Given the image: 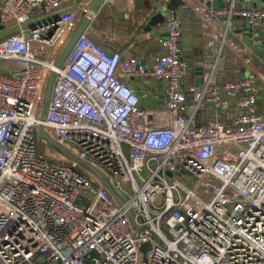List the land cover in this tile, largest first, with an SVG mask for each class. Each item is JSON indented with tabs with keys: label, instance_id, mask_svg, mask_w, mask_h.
I'll return each mask as SVG.
<instances>
[{
	"label": "built area",
	"instance_id": "built-area-1",
	"mask_svg": "<svg viewBox=\"0 0 264 264\" xmlns=\"http://www.w3.org/2000/svg\"><path fill=\"white\" fill-rule=\"evenodd\" d=\"M90 1L0 0V34L77 5L0 41L7 74H0V264H145L147 244V264H264V65L231 31L240 20L256 33L264 8L183 0L174 11L164 0L167 36L148 63L139 55L122 61L89 28L56 70L41 121L56 61L83 17L96 18ZM187 9L208 29L214 51L202 85L191 82L180 47ZM226 52L245 75L218 82ZM134 82L154 90L157 107L142 105L146 95ZM40 125L100 165L125 204L76 161L39 154ZM167 172L195 183H170Z\"/></svg>",
	"mask_w": 264,
	"mask_h": 264
},
{
	"label": "crops",
	"instance_id": "crops-1",
	"mask_svg": "<svg viewBox=\"0 0 264 264\" xmlns=\"http://www.w3.org/2000/svg\"><path fill=\"white\" fill-rule=\"evenodd\" d=\"M189 1L193 5L196 4L195 1H198L208 7L214 6L216 8L226 7L227 5L225 0H214L213 4L210 3V0ZM163 3L164 0H122L121 6H118L108 1L98 14L102 15L98 29L92 33V24L89 31L108 50L119 51L123 57L139 55L148 63L160 53L158 37L165 38L167 36V5H163ZM236 6L246 9L264 8V0H236ZM161 11L164 12L162 17L159 16ZM181 19L182 36L180 47L183 58L189 63L191 68L190 80L199 85L198 77L202 76L204 80L206 75L204 67L207 63L213 62L212 59H214V51L208 45L209 31L191 9L182 11ZM205 21L208 22V20ZM232 23L231 31L233 35L240 42H249L244 40L245 31L248 28L246 24L240 20H234ZM253 40L255 44L264 46V24L254 33ZM250 51L264 65V49L260 51L253 49ZM234 63L225 65V69L230 72L229 75L232 77L230 80H236L241 77V68L239 67L240 70L238 71V66ZM222 75V73L218 74V82L227 80L226 76ZM132 85L138 93L143 96L146 95L142 104L144 107H157L152 97L153 89L141 88L135 82ZM161 105L158 104V106ZM199 120L203 121L202 118Z\"/></svg>",
	"mask_w": 264,
	"mask_h": 264
},
{
	"label": "water",
	"instance_id": "water-1",
	"mask_svg": "<svg viewBox=\"0 0 264 264\" xmlns=\"http://www.w3.org/2000/svg\"><path fill=\"white\" fill-rule=\"evenodd\" d=\"M107 1L108 0H91L85 6L88 7L90 13L93 16H98L100 10L107 3ZM182 3H183V0H173L172 3L169 5V9L177 11L179 9L180 5H182ZM76 10H77V5H74L72 7L65 8L63 10L55 12L48 17L38 19V20H34L32 22L24 24L22 27L13 28L9 31L1 33L0 34V41L2 39L6 38L7 36H10L12 34L19 32L21 29L34 28L37 24L41 23L44 20H47L50 18H59L62 15H66V14L75 12ZM92 24H93V20L91 19V17H89V16L83 17L81 23L78 25L77 29L73 33L72 37L70 38L67 45L65 46L62 53L60 54L58 60L56 61L55 69L51 72V74L47 80V83H46L44 97H43V101H42V105H41V109H40V120L41 121H44L46 118L47 106L49 104V101H50V98L52 95V91H53V87H54V83H55V79H56V70L60 69L65 64V62L69 58L70 54L72 53L75 45L77 44L78 40L81 38V36H83L87 32V30L92 26ZM255 45L256 46H263L262 44H259V45L255 44ZM127 58H129V57H122V61H125ZM244 75H245V69H242L241 76H244ZM38 133H39V136H41V138L47 143V145L52 150H54V151L58 152L60 155L64 156L66 160H68V161H76L77 160V156H75V155L67 156L65 154L64 146L62 144H60L49 133V131L45 128L44 125L39 126ZM92 173L96 178L100 179L103 182V186L115 198L117 203L120 206H123L125 204V200L118 193V191L115 189L110 178L102 170H100L98 167H95V166L92 168ZM127 215L129 217L132 228L138 230L139 228L137 227V225L135 223L134 213L131 210H128ZM150 249H151L150 244L145 245L143 248V262L145 264H147V262H148V252L150 251Z\"/></svg>",
	"mask_w": 264,
	"mask_h": 264
},
{
	"label": "rangeland",
	"instance_id": "rangeland-1",
	"mask_svg": "<svg viewBox=\"0 0 264 264\" xmlns=\"http://www.w3.org/2000/svg\"><path fill=\"white\" fill-rule=\"evenodd\" d=\"M163 14H164V12L161 11L159 13V16L162 17ZM231 25L233 26V23ZM231 29H232V27H231ZM253 39H254V33L251 32L249 28H247L245 31L244 40L249 41V42L245 43L246 46L250 50H253L254 48L256 50H259V51L263 50L264 46H256L255 41ZM222 60H223V58H222ZM234 62H235L234 56H232L231 53L226 52L225 56H224V64L220 63L217 67L218 74L222 73L223 74L222 76H226V79L230 80L232 77H231V75H229L230 72H228L225 69V65H232ZM4 66H5L4 62L0 61V74L7 75L6 69ZM198 84L199 85L203 84L202 76L198 77ZM258 97H259V99H261V108L262 109L260 111L262 112V110L264 108V90L261 88V86H259V89H258ZM200 116H201V113L199 114V117ZM198 124L202 125V124H204V122H198ZM48 131L52 136H54V133L52 130H48ZM36 138L39 141L38 152L40 154H43L47 158H51L52 160L56 161V163H62V164H69L70 163V161L66 160L64 156H62L58 152L52 150L47 145V143L41 138V136H39L38 130H36ZM64 151H65V154L67 156H71V155L78 156L77 149L75 147L69 145V144L64 145ZM76 162L78 164L79 172L82 173L83 175H85L86 177H95L92 173V168L94 166L98 167L100 170H102L104 173H106L105 170L98 164H92L86 160H81L78 157H77ZM166 177L170 183H173L175 180H178L179 182L183 183L184 185H186L187 187H190V188H192L193 184L195 183V179L192 176L179 177L173 173L167 172ZM95 179H96V182L98 185L103 184V182L100 179H98L96 177H95Z\"/></svg>",
	"mask_w": 264,
	"mask_h": 264
},
{
	"label": "trees",
	"instance_id": "trees-1",
	"mask_svg": "<svg viewBox=\"0 0 264 264\" xmlns=\"http://www.w3.org/2000/svg\"><path fill=\"white\" fill-rule=\"evenodd\" d=\"M146 16V15H145ZM102 19V15H98V18H96V20L93 23V26L91 28V32L93 33V31L96 32V30L98 29L99 25H100V20ZM199 122H201L199 120ZM38 145H39V141H38ZM40 154V153H39Z\"/></svg>",
	"mask_w": 264,
	"mask_h": 264
}]
</instances>
